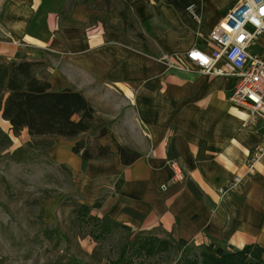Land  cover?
<instances>
[{"label": "crops", "instance_id": "obj_1", "mask_svg": "<svg viewBox=\"0 0 264 264\" xmlns=\"http://www.w3.org/2000/svg\"><path fill=\"white\" fill-rule=\"evenodd\" d=\"M238 1L75 0L64 12L67 0H3L0 23L11 36L65 59L67 80L74 78V88L96 110L91 133L98 129L94 102L102 104L103 93L121 96L127 106L121 120L111 116L118 119L116 130L109 120L101 124L109 130L99 143L111 147L112 158L80 156L75 167L79 174L82 163H92L80 173L84 182L111 183L103 209L113 221L139 230L162 227L196 244L264 249V154L253 161L264 144L263 122H248L247 108L231 101L237 78L170 68L161 60V54H184L193 46L206 49L198 37H207ZM192 4L198 19L187 10ZM156 10L169 27H157ZM9 47L4 54L15 50ZM122 146L139 157L123 164ZM171 161L185 179L173 180ZM237 176L241 182L221 195Z\"/></svg>", "mask_w": 264, "mask_h": 264}, {"label": "rangeland", "instance_id": "obj_2", "mask_svg": "<svg viewBox=\"0 0 264 264\" xmlns=\"http://www.w3.org/2000/svg\"><path fill=\"white\" fill-rule=\"evenodd\" d=\"M74 3L75 0H67L64 12L70 11ZM1 4L0 10L5 8L3 0ZM155 15L161 21L157 27L170 26L158 10ZM200 25L196 24L198 32ZM144 26L146 32L153 31L152 23L145 22ZM9 30L0 23V50L5 51L0 54L8 53L9 45L16 51L0 57L13 58L16 54H22L38 62L36 74L49 79L54 89L60 85L76 87L71 81L74 78L67 80L65 59L47 47L26 42L22 36H11L13 34ZM96 30L97 25L88 27V37L91 38ZM204 36L198 38L206 42L208 35ZM258 50L264 54V46ZM101 97L102 104L94 102L98 111L97 131H88L75 138H39L52 143L47 149L36 144L29 146L38 138L30 137L26 130L15 134L0 113V129L11 139L10 144L2 148L0 138V264H177L182 258L193 259L197 256L201 259L206 246L210 245L196 242L180 245L174 242L179 238L173 237L162 227L139 230L119 223L98 232L103 228L98 225L111 219L105 214L103 205L113 188L109 182H84L80 173L83 174L86 165L92 163H82L79 174L76 173L75 167L81 155L75 154L72 147L77 141L84 140L94 156L98 155L102 146L111 151L109 145L99 143L100 139L109 129L116 130L114 127H117L118 119L113 121L111 116L118 113L121 120L127 106L121 96L119 99V96L103 93ZM105 120L113 122L109 129L101 125ZM102 130H105L104 135H101ZM19 148L26 149V154L18 156L24 159H13L12 154ZM112 154L113 151L107 158ZM97 203L101 205L100 208L94 207ZM154 237L158 239L149 248L143 247V243L138 244V241ZM224 248L230 251L239 249L233 246Z\"/></svg>", "mask_w": 264, "mask_h": 264}, {"label": "trees", "instance_id": "obj_3", "mask_svg": "<svg viewBox=\"0 0 264 264\" xmlns=\"http://www.w3.org/2000/svg\"><path fill=\"white\" fill-rule=\"evenodd\" d=\"M37 64L38 62L22 54H16L13 58L0 57V113L3 119L9 122L15 134L26 130L30 137L38 138L29 143V146L36 144L41 145L42 149H47L52 143L48 139L39 138H75L87 133L91 129L90 121L94 118L95 108L82 92L74 88L54 89L49 79L36 74ZM104 133L105 130H102L101 135ZM0 138L2 148L10 144V137L1 129ZM72 151L80 154L84 160L107 158L111 153L108 147L102 146L98 155L94 156L89 144L84 140L77 141ZM21 154H26V149H17L12 158L24 159L18 157ZM119 154L121 162L125 165L131 164L139 157L138 153L132 152L127 146H122ZM119 187L120 185H117V189ZM100 206L99 203L94 204V207ZM111 224L119 225L118 222L107 219L105 224L98 225L103 227L98 232L109 229ZM157 239H144L142 242L138 241V244L143 243V247L149 248ZM174 242L188 245L182 238ZM205 249L201 259L197 256L193 259L182 258L177 264H264V249L258 245L250 244L242 249L230 251L210 243Z\"/></svg>", "mask_w": 264, "mask_h": 264}, {"label": "built area", "instance_id": "obj_4", "mask_svg": "<svg viewBox=\"0 0 264 264\" xmlns=\"http://www.w3.org/2000/svg\"><path fill=\"white\" fill-rule=\"evenodd\" d=\"M189 13L198 19L195 5L187 7ZM264 0H239L208 34L203 49L193 46L184 54L164 56L162 61L170 68L199 70L217 77H235L237 84L230 97L235 104L248 110V122L261 120L264 125ZM264 141V135H263ZM264 154V144L254 150L253 161ZM175 182L185 179L177 163L170 162ZM251 168L252 165H251ZM242 177L220 190L221 195L237 186ZM166 189V185H162Z\"/></svg>", "mask_w": 264, "mask_h": 264}]
</instances>
